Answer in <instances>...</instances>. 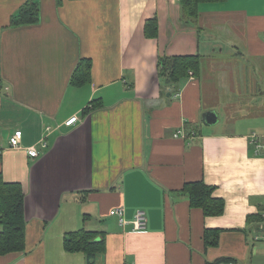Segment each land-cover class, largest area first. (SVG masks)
Wrapping results in <instances>:
<instances>
[{"label": "crops", "instance_id": "obj_1", "mask_svg": "<svg viewBox=\"0 0 264 264\" xmlns=\"http://www.w3.org/2000/svg\"><path fill=\"white\" fill-rule=\"evenodd\" d=\"M27 1L0 0V172L23 184L26 217L25 249L0 264H87L64 247L83 228L105 234L97 264H264V150L249 141L264 137V0L202 3L196 22L180 0H34L39 20L12 24ZM162 55H199L200 67L169 83ZM84 59L90 80L75 85ZM197 180L216 186L223 214L177 192ZM119 206L128 221L146 210L147 228L121 225Z\"/></svg>", "mask_w": 264, "mask_h": 264}, {"label": "trees", "instance_id": "obj_2", "mask_svg": "<svg viewBox=\"0 0 264 264\" xmlns=\"http://www.w3.org/2000/svg\"><path fill=\"white\" fill-rule=\"evenodd\" d=\"M224 0H180L183 16L197 21L200 13V4L206 2H222ZM39 20V5L34 0L27 1L12 18V24H32ZM158 19L153 17L147 20L145 35L155 38L158 35ZM201 58L199 55H162L159 57V76L166 78L169 83L180 84L188 77L189 72H198ZM90 59L82 60L72 76V83L84 85L90 80ZM1 162V154H0ZM216 186L204 180L190 181L180 190L187 194L192 207L201 208L207 216H218L225 211V200L215 195ZM264 207L259 214L254 215V221L264 222ZM0 255L19 252L26 247V217H25V190L20 182L6 181L0 172ZM220 230L205 231L207 246L219 243ZM64 247L70 252H83L87 257V264H97L98 256L105 249V234L85 228L70 232L65 236ZM236 263V259L225 257L219 263Z\"/></svg>", "mask_w": 264, "mask_h": 264}, {"label": "built area", "instance_id": "obj_3", "mask_svg": "<svg viewBox=\"0 0 264 264\" xmlns=\"http://www.w3.org/2000/svg\"><path fill=\"white\" fill-rule=\"evenodd\" d=\"M191 76L194 75L192 71L189 72ZM79 119L78 115H74L68 120L65 121V125L70 126L74 124L77 120ZM50 128H48L49 130ZM22 136H23V131L21 129H16L15 132L11 135L10 137V145L11 147L18 148L21 146L22 142ZM249 141L251 144L254 145L256 153H260L261 151L264 150V137L260 135L257 132H253L249 136ZM40 146L42 148L47 147V142L46 138H43L40 141ZM28 153L32 157H37L41 153V149L37 146H31L28 148ZM111 215L117 216L119 218V222L121 225H126L127 223H131L133 225L134 230L137 231H142L147 228L148 225V215L146 210L139 208L135 215L133 220L128 221L125 218V208L123 206L116 207L110 211ZM264 216V213H263ZM258 238V236H257ZM219 264H227L225 262L219 263Z\"/></svg>", "mask_w": 264, "mask_h": 264}, {"label": "water", "instance_id": "obj_4", "mask_svg": "<svg viewBox=\"0 0 264 264\" xmlns=\"http://www.w3.org/2000/svg\"><path fill=\"white\" fill-rule=\"evenodd\" d=\"M217 119V114L213 110L207 111L203 114V120L208 124L216 123Z\"/></svg>", "mask_w": 264, "mask_h": 264}]
</instances>
